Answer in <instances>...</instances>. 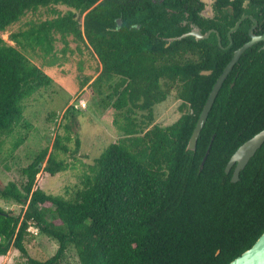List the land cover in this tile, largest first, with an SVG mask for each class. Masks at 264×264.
Here are the masks:
<instances>
[{"label":"trees","instance_id":"16d2710c","mask_svg":"<svg viewBox=\"0 0 264 264\" xmlns=\"http://www.w3.org/2000/svg\"><path fill=\"white\" fill-rule=\"evenodd\" d=\"M191 1L198 0H165L164 5L152 0H0V138L24 127L26 102L54 84L21 49L40 56V46L56 58V42L61 40L66 56L74 52L70 42L81 52L84 35L102 66L95 82L120 78L105 108L110 105L117 112L114 124L121 133L82 183L64 196L45 192L37 177L68 170L61 155L71 151L70 136H58L51 152L41 150L23 169L24 182L5 185L0 180V197L26 207L17 216L0 206V256L14 248L27 264H65L73 248L80 264H230L262 236L264 145L237 183L232 182L234 171L227 174L226 167L239 147L264 130V50L254 46L242 55L196 150H188L217 79L234 51L249 40L247 32L246 39L243 35L246 22L227 50L204 49L191 37L166 46L161 37H178L188 30L180 24L185 13L198 17ZM243 1L217 0L220 21L213 23L224 43L230 42L227 33L241 16ZM249 1L251 8H264V0ZM52 6L66 7L67 12L28 23L10 33L8 41L1 36L28 14ZM166 7L175 13L169 16ZM119 19L122 26L117 29ZM202 70L213 72L204 76ZM170 96L181 101L182 116L161 127L155 124V109ZM3 144L0 140V148ZM31 227L59 244L53 257L29 255Z\"/></svg>","mask_w":264,"mask_h":264},{"label":"rangeland","instance_id":"374dc122","mask_svg":"<svg viewBox=\"0 0 264 264\" xmlns=\"http://www.w3.org/2000/svg\"><path fill=\"white\" fill-rule=\"evenodd\" d=\"M66 12L67 8L63 6L41 8L35 14L25 16L11 31L1 36L8 41L10 33L21 30L28 23L52 20ZM81 23H84V16ZM84 39L85 42L80 46L81 52L77 50L76 43L70 42L69 46L74 52H68L66 56L61 53L65 44L58 40L56 58L53 53L45 55L40 46L36 47V52L42 53L40 56L31 54L32 52L28 55L21 49L36 65L43 67L45 73L54 80V84L26 102L24 127H18L9 137L0 138L4 141L0 148V180L5 185L10 182H24L22 171L34 161L36 155L45 148L51 152L58 136H70L71 141L67 145L71 151L67 155H61L68 163V170L56 176L41 173L37 177L38 184L45 192L64 196L69 189L82 183L84 177L91 173L90 168L96 159L112 142L121 137L114 124L117 112L110 105L105 108L107 98L114 92L120 78L95 82L101 74L102 66L94 56L93 48L85 35ZM10 44L15 45L12 42ZM86 78L90 81L82 87L81 84ZM180 105L181 101L173 96L158 105L155 109V124L167 127L177 122L182 116ZM68 108H71L69 116L64 117ZM118 119L122 121V118ZM65 126L70 127L69 132ZM46 165L47 161L42 168ZM0 206L13 211L17 216L26 210V207L1 197ZM29 231L31 236L28 237L26 245L32 258L46 260L57 253L59 244L56 241L34 227ZM27 263V259L14 248L7 256H0V264ZM65 264H80L73 248L69 251Z\"/></svg>","mask_w":264,"mask_h":264},{"label":"water","instance_id":"95a60500","mask_svg":"<svg viewBox=\"0 0 264 264\" xmlns=\"http://www.w3.org/2000/svg\"><path fill=\"white\" fill-rule=\"evenodd\" d=\"M202 3L206 4L205 11L208 13L212 12V6H210L213 1L212 0H200ZM235 1V0H231ZM215 2V0H214ZM248 3V1L245 2V5ZM209 5V6H208ZM246 16H243L236 25L230 30L229 32V38L232 43V34L237 32L242 22L245 20ZM119 29L122 25V21L119 19L117 20ZM251 40L244 44L241 48L236 50L234 52V56L227 65V67L224 69L223 73L220 75L218 80L216 81L210 96L208 98V101L200 115V118L198 120V123L196 125V128L192 134V137L189 141L188 150L195 151L198 144V139L201 135V132L203 128L206 125V122L208 120V117L210 115V112L212 111V108L216 102V99L227 80L230 73L233 71L235 65L240 60L241 56L250 48H252L255 44H257L260 41H264V36H257L253 33V28L250 30ZM196 37L197 40L200 39H206L210 36V33H207L206 35H203L199 28L194 27V29L187 34H183L176 38H170L168 39L169 43L179 41L188 37ZM202 75H209L211 72H202ZM264 145V130L256 134L254 137L249 139L247 142H245L239 149L234 153L232 158L230 159L227 167H226V173L229 174L232 170L233 176H232V182L237 183L240 180V173L243 171L250 160L256 155L259 149L262 148ZM209 155V151L207 152V155L205 156L201 168L204 166L207 157ZM230 264H264V233L262 236L257 240V242L247 251H245L241 256L237 257L235 260H233Z\"/></svg>","mask_w":264,"mask_h":264},{"label":"flooded vegetation","instance_id":"af4514ba","mask_svg":"<svg viewBox=\"0 0 264 264\" xmlns=\"http://www.w3.org/2000/svg\"><path fill=\"white\" fill-rule=\"evenodd\" d=\"M152 1L155 4H161V5L162 4L164 5V2H165V0H152ZM212 1H213V3L210 5L213 7L211 13H208L207 11H205L206 4L202 3L200 0H198L196 2L191 1L192 3H195L196 8L199 9V11L197 12L198 17L193 16L192 18H190V14L185 13L183 20L180 22V24H182V26L188 28V30L183 34L190 33L194 29V27L199 28V30L201 31V33L203 35L210 33V36L208 38L200 39V40H197L196 37L191 36V38H193L196 42H200L201 46L204 47V49H206V48H214L215 50H217V49H222V50L230 49L234 45V42H233V38H232V43H231V40L229 38V32L243 16H246V18L242 22L240 27L244 23L247 22V25L245 27H248V29L246 31L245 30L243 31V35H244L245 39L247 36L249 37V40L246 41L244 44H246L247 42H249L251 40L250 30L252 28H253V33L255 35L264 36V8H256V7L251 8V7H249L250 1L244 0L243 4H242L241 16L236 21L235 25L233 27H230V29L228 30V33H227V38L230 42L224 43L222 40V37L220 35L219 29L214 27L215 24L213 22L217 23L216 21H220V18L217 17V16H219L217 11H216L217 0H215V2H214V0H212ZM246 1H248V3L245 5ZM165 10L168 12L169 16L171 14L175 13V11L172 10L171 8L166 7ZM134 27H136L137 29H140L139 25H136ZM240 27H239V29H240ZM246 32H247V36L245 34ZM235 33H233V34H235ZM233 34H232V36H233ZM170 38H176V37H161V39L167 43L166 46L170 45V43L168 41V39H170ZM254 46H259V47H257V50H264V41H260L257 44H255ZM241 47H239V48H241ZM238 49H236V50H238ZM233 56H234V54H233ZM202 72H211V74H212L213 71L212 70H202L201 73ZM211 74L204 75V76H210Z\"/></svg>","mask_w":264,"mask_h":264},{"label":"crops","instance_id":"0c3cea01","mask_svg":"<svg viewBox=\"0 0 264 264\" xmlns=\"http://www.w3.org/2000/svg\"><path fill=\"white\" fill-rule=\"evenodd\" d=\"M2 257H5V256H2Z\"/></svg>","mask_w":264,"mask_h":264}]
</instances>
